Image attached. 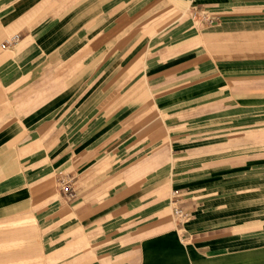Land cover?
<instances>
[{"label": "crops", "instance_id": "0c3cea01", "mask_svg": "<svg viewBox=\"0 0 264 264\" xmlns=\"http://www.w3.org/2000/svg\"><path fill=\"white\" fill-rule=\"evenodd\" d=\"M0 264H264V0H0Z\"/></svg>", "mask_w": 264, "mask_h": 264}, {"label": "built area", "instance_id": "2783aa9c", "mask_svg": "<svg viewBox=\"0 0 264 264\" xmlns=\"http://www.w3.org/2000/svg\"><path fill=\"white\" fill-rule=\"evenodd\" d=\"M60 189L67 195L68 198L74 196V193L71 191L69 182L60 181ZM172 205V214L176 217L179 222H183L188 219V213L179 206L176 194L173 192V198L171 200Z\"/></svg>", "mask_w": 264, "mask_h": 264}]
</instances>
